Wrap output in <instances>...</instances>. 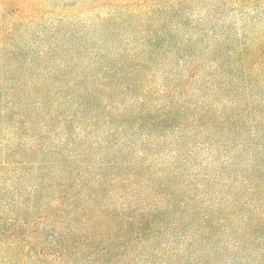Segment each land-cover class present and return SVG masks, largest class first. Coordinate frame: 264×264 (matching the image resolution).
Wrapping results in <instances>:
<instances>
[{
	"label": "trees",
	"instance_id": "trees-1",
	"mask_svg": "<svg viewBox=\"0 0 264 264\" xmlns=\"http://www.w3.org/2000/svg\"><path fill=\"white\" fill-rule=\"evenodd\" d=\"M4 2L0 244L32 264H264V0H93L75 37Z\"/></svg>",
	"mask_w": 264,
	"mask_h": 264
},
{
	"label": "rangeland",
	"instance_id": "rangeland-1",
	"mask_svg": "<svg viewBox=\"0 0 264 264\" xmlns=\"http://www.w3.org/2000/svg\"><path fill=\"white\" fill-rule=\"evenodd\" d=\"M40 6L44 9L43 14L34 28H48L52 32H69L75 37V10L82 8L93 0H37ZM13 6L18 5H6L4 0H0V10L2 12L11 11ZM33 28V29H34ZM26 205L22 204L21 209L24 211ZM9 212V215L14 214V210ZM13 212V213H12ZM15 217V216H8ZM26 247L25 244L19 245V251ZM26 249V248H25ZM28 250V245H27ZM8 252H11L9 254ZM18 252V247H8L7 245L0 244V264H32L27 260L26 256L24 261H19L16 257ZM12 258H16L11 261Z\"/></svg>",
	"mask_w": 264,
	"mask_h": 264
}]
</instances>
